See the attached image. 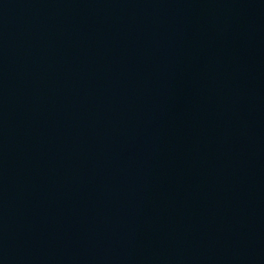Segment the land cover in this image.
Masks as SVG:
<instances>
[{"label":"water","instance_id":"obj_1","mask_svg":"<svg viewBox=\"0 0 264 264\" xmlns=\"http://www.w3.org/2000/svg\"><path fill=\"white\" fill-rule=\"evenodd\" d=\"M0 264H264V0H0Z\"/></svg>","mask_w":264,"mask_h":264}]
</instances>
